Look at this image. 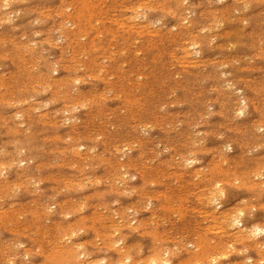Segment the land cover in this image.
Returning <instances> with one entry per match:
<instances>
[{"label": "rangeland", "instance_id": "rangeland-1", "mask_svg": "<svg viewBox=\"0 0 264 264\" xmlns=\"http://www.w3.org/2000/svg\"><path fill=\"white\" fill-rule=\"evenodd\" d=\"M263 162L264 0H0V264H264Z\"/></svg>", "mask_w": 264, "mask_h": 264}, {"label": "bare ground", "instance_id": "bare-ground-1", "mask_svg": "<svg viewBox=\"0 0 264 264\" xmlns=\"http://www.w3.org/2000/svg\"><path fill=\"white\" fill-rule=\"evenodd\" d=\"M1 1H2V0H1ZM219 1H220V0H219ZM12 2H14V1H12ZM2 3H3V2H2ZM4 3H5V2H4ZM4 3H3V4H4ZM256 3H257V2H256ZM12 4H13V3H12ZM10 5H11V3H10ZM133 5H134V4H133ZM133 5H131V6H132V7H136L135 5H134V6H133ZM7 6H8V4H7ZM140 7H142V6H139V8H138V7H137V8H138V10L142 11V10L140 9ZM153 7H156V6H153ZM162 8H163V7H162ZM129 9H130V7L128 8V10H129ZM169 9H171V8H169ZM135 10H136V9H135ZM163 10H164V9H163ZM171 10H172V9H171ZM171 10H170V11H171ZM131 11H134V10H132V8H131ZM158 11H159V10H158ZM164 11H165V10H164ZM142 12H143V11H142ZM166 12H167V11H166ZM262 12H263V11H262ZM130 13H131V12H130ZM140 13H141V12H140ZM127 14H128V12H127ZM144 14H145V12L143 13V17H141V19H142L143 21H145V23H146L147 26L149 27V22H150V21L147 23V20H148L149 18L145 17ZM164 14H165V13H164ZM164 14H163V15H164ZM166 14H167V13H166ZM129 15H130V14H129ZM163 15H162V16H163ZM178 15H179V14H178ZM125 16H126V15H125ZM132 16L134 17V15H132ZM132 16L130 17V19L135 21L136 17H135V19H133ZM135 16H136V15H135ZM146 16H147V15H146ZM137 17H139V16H137ZM125 18H126V17H125ZM96 19H97V18H96ZM156 19H157V18H156ZM161 19H162V18H161ZM116 20H117V22H118V20L121 21L122 19H116ZM126 20L129 21L128 19H125V22H126ZM131 20H130V21H131ZM149 20H152V19H149ZM77 21H78V20H77ZM114 21H115V20H114ZM152 21H153V20H152ZM155 21H156V20H155ZM158 21H159V18H158ZM158 21H157V22H158ZM185 21H186V20H185ZM185 21H183V22H185ZM115 22H116V21H115ZM123 22H124V21H123ZM123 22H121V23H123ZM131 22H132V21H131ZM131 22H130V23H131ZM118 23H119V22H118ZM126 23H127V22H126ZM132 23H133V22H132ZM136 23L139 24V27H141V26H140V23H138L137 21H136ZM159 23H160V22H159ZM115 24H117V23H115ZM127 24L130 25L129 23H127ZM134 24H135V23H134ZM150 24H152V23H150ZM218 24H220V23H218ZM91 25H92V23H91ZM119 25H120V24H119ZM141 25H142V23H141ZM153 25H154V24H153ZM155 25H156V24H155ZM175 25H176V24H175ZM175 25L173 24V28L176 27ZM188 25H189V24H188ZM92 26H93V25H92ZM121 26H123V24H122ZM126 26H127V25H126ZM133 26H134V25H133ZM143 26H144V25H143ZM145 26H146V25H145ZM145 26H144V27H145ZM147 26H146V27H147ZM165 26H166V25H165ZM117 27H119L118 24H117ZM127 27L131 29V28H132V25H131V27H129V26H127ZM134 27L139 28L138 26H134ZM153 27H154V26H153ZM94 28H95V27H94ZM120 28H121V27H120ZM125 28H126V27H125ZM125 28H122V29H125ZM155 28H156V29H159V27H156V26L154 27V29H155ZM168 28H169V27H168ZM170 28H171V26H170ZM95 29H96V28H95ZM134 29H135V28H134ZM148 29L151 30V28H148ZM152 29H153V28H152ZM156 29H155V30H156ZM209 29H210V28H209ZM132 30H133V28H132ZM132 30H131V31H132ZM135 30H136V29H135ZM138 30H139V29H137V31H138ZM142 30H143V27H142ZM150 30H149V31H150ZM168 30H169V29H168ZM171 30H172V29H171ZM140 31H141V30H140ZM140 31H139V32H140ZM223 31H224V30H223ZM223 31H222L221 33H223ZM135 32H136V31H135ZM139 32H138V33H139ZM141 32H142V31H141ZM143 32L145 33L146 31H143ZM143 32H142V33H143ZM147 32H148V31H147ZM162 32H163V31H162ZM162 32H161V33H162ZM224 32H225V31H224ZM95 33H97V32H95ZM150 33H151V34H155L154 31H150V32H148V34H150ZM159 33H160V32H159ZM188 33H189V32H188ZM226 33H227V32H226ZM139 34H140V33H139ZM189 34L191 35V34H193V33L191 32V33H189ZM223 34H224V33H223ZM225 35H226V34H225ZM91 36H92V34H91ZM188 36H189V35H188ZM66 37H67V36H66ZM68 37H69V36H68ZM108 37H109V36H108ZM82 39H83V38H82ZM136 40H137V39H136ZM108 41H109V40H108ZM134 41H135V40L133 39V42H134ZM230 43H231V42H230ZM195 45H197V44H195ZM234 45H235V44H234ZM201 47H202V46H201ZM177 48H178V47H177ZM177 48H176V49H177ZM194 51H196V50H194ZM171 52H172V51H171ZM201 52H202V51H201ZM135 53H136V52H135ZM136 54H137V53H136ZM168 55H169V53H168ZM170 55L174 56V55L171 54V53H170ZM198 56H199V55H198ZM128 59H129V58H128ZM235 81H236V80H235ZM232 82H233V81H232ZM52 83H53V82H52ZM227 83H229V82L227 81ZM230 83H231V82H230ZM234 87H235V86H234ZM237 91H239V90H237ZM243 102H244V101H243ZM244 104H245V103H244ZM248 104H249V102H248ZM241 105H242V104H241ZM245 107H246V104H245ZM245 107H244V108H245ZM247 107H248V106H247ZM247 107H246V109H247ZM240 108H241V109H240V114L243 115V114H244V109H243V107H240ZM238 109H239V108H238ZM238 109H237V111H238ZM16 113H17V112H16ZM19 113H20V112H19ZM240 114H238V115L240 116ZM16 115H17V114H16ZM18 116H20V114H18ZM24 116H25V115H24ZM17 118H18V117H17ZM6 131H7V130H6ZM28 142H29V141H28ZM30 142H31V141H30ZM229 146H230V145H229ZM76 147H77V146H76ZM76 147H75V150L78 149V148H76ZM72 148H73V147H72ZM80 148H81V146H80ZM80 148H79V149H80ZM82 148H83V147H82ZM24 149H25V148H24ZM71 150H74V148L71 149ZM71 152H73V151H71ZM75 152H76V151H75ZM73 153H74V152H73ZM77 154H79V152H77ZM205 155H206V154H205ZM200 158H201V157H200ZM1 160H2V159H1ZM200 160H201V159H200ZM200 160H199V161H200ZM202 160H203V159H202ZM193 161H194V160H193ZM189 162H190V160H189ZM257 162H258V161H257ZM181 163H182V162H181ZM186 163H188V161H187ZM197 163H198V162H197ZM197 163H196V164H197ZM204 163H205V162H204ZM2 164H3V162H2ZM2 164H1V165H2ZM198 164H199V163H198ZM260 164H261V163H260ZM262 164H264V162H263ZM183 166H186V165H183ZM189 166H191V165H189ZM193 166H194V165H193ZM2 167H3V165H2ZM2 167H1V168H2ZM229 167H230V166H229ZM198 168H199V167H198ZM198 168H197V169H198ZM197 169H196V170H197ZM1 171H4V167H3V169H1ZM194 172H195V171H194ZM1 173H3V172H1ZM251 174H252V173H251ZM256 174H258V173H256ZM260 175H261V174H260ZM257 176H259V175H257ZM4 177H5V176H4ZM196 177H197V176H196ZM219 178H220V177H219ZM252 178H253V177H252ZM255 178H256V177H255ZM194 179H196V178L194 177ZM214 180H215V179H214ZM220 180H222V179H220ZM216 182H217V181H216ZM252 182L254 183L255 181L252 180ZM235 183H238V182L235 181ZM256 183H257V182H256ZM220 184H221V183H220ZM251 184H252V183H251ZM213 186H214V185H213ZM224 186H225V185H224ZM228 186H229V185H228ZM214 187H215V186H214ZM214 187H213V188H214ZM216 187H217V188L219 187L218 182L216 183ZM12 188H13V187H12ZM204 188H205V187H204ZM204 188H203V189H204ZM207 188H208V186H207ZM213 188H212V190H214ZM13 190H14V188H13ZM13 190H11V192H13ZM199 190H200V189H199ZM208 190H209V188H208ZM212 190H211V191H212ZM218 190H219V189H218ZM225 190H226V189H225ZM219 191H220V190H219ZM219 191H218V192H219ZM221 191H222V190H221ZM216 192H217V190H216ZM200 193H201V192H200ZM202 193H203V192H202ZM217 194H218V193H217ZM221 194H222V192H221ZM202 195H203V194H202ZM213 195H214V196H213ZM213 195H211L212 197L210 196L211 198L208 197V198H210V199H207V200L209 201L210 206H213L212 209H213V211H214V208H215V209H218V208H221L222 206H219L220 204H217V201H218L217 195H215V194H213ZM247 195H248V194H247ZM259 195H260V194H259ZM203 196H205V194H204ZM207 196H208V195H207ZM207 196H206V197H207ZM263 196H264V195H263ZM198 197H199V195H198ZM218 197H219V196H218ZM220 197H222V195H221ZM246 197H247V196H246ZM248 197H249V196H248ZM200 198H203V197L201 196V197H199L198 199H200ZM204 199H205V198H204ZM245 199H246V198H245ZM198 201H199V200H198ZM200 201H202V200H200ZM200 201H199V202H200ZM203 201H204V200H203ZM208 201H206L207 204H208ZM220 203H221V202H220ZM209 204H208V205H209ZM247 204H248V203H247ZM208 205H207V206H208ZM263 205H264V204H263ZM248 206H249V205H248ZM203 207H204V206H203ZM246 207H247V206H246ZM206 208H208V207H206ZM225 209H226V208H225ZM206 210H207V209H206ZM228 210H230V209H228ZM232 210H233V209H232ZM224 211H225V210H224ZM224 211H223V212H224ZM230 211H231V210H230ZM230 211H228V212H230ZM206 212H208V211H206ZM211 212H212V211H210V213H211ZM223 212H222V209H221V214H222ZM232 212H233V211H232ZM232 212L229 213V214H231V216L227 215V213L225 212L226 215H224V216H225L224 219H226L228 225L233 226V227H237V228L239 227L240 230H241V232L238 231V234L241 233V234L243 235V234H244V233H243V230H244V229H245V231L247 230V227H246V228L244 227V222H243L244 220L242 219V218H243V217H242V216H243V213H242V212H239V213H237V214L234 213L235 215H232ZM236 212H237V211H236ZM210 213H209V214H210ZM212 213H213V212H212ZM212 213H211V214H212ZM214 213H215V214H218V212L216 213V211H214ZM66 214H68V213H66ZM203 214H207V213L204 212ZM67 216H68V215H67ZM209 216H210V217H209ZM208 217L211 219V215H208ZM212 218H213V217H212ZM206 219H207V218H206ZM220 219H221V218H220ZM208 220H209V219H208ZM222 220H223V218H222ZM222 220H219V218H216V219L213 220V221H219V222H220V221H222ZM203 221H204V219H203ZM210 221H212V220H210ZM213 221L210 222V225H211V223H214ZM223 221H224V220H223ZM223 221L220 222L221 225H222V223L224 224ZM247 221H248V220H247ZM249 222H250V221H249ZM215 223H216V222H215ZM253 224H254V223H253ZM208 225H209V224H208ZM208 225H207V228H205V231H206V229H208V232H209V229H211V227H212L214 224H212L211 226H210V225L208 226ZM224 225H226V224H224ZM224 225H223V226H224ZM228 225H226V226H228ZM230 226H228V228H230ZM245 226H247V225H245ZM251 226H252V225H251ZM208 227H210V228H208ZM255 227H256V226H255ZM228 228H227V229H228ZM212 229H213V228H212ZM230 229H231V228H230ZM234 229H235V228H234ZM252 229H254V227H252ZM85 230H86V229H85ZM249 230H250V229H249ZM86 232H87V231H86ZM142 232H143V231H142ZM221 232H222V231H220V234H221ZM247 232H249V231H247ZM250 232H251L250 235H251L252 237H259V236H261V235L264 234V230L261 229V228H257V227H256L253 231H250ZM138 233H139V232H138ZM210 233H211V232H210ZM217 233H219V232H217ZM222 233H223V232H222ZM224 234H225V232H224ZM224 234H222V235H224ZM241 234H240L239 236H241ZM71 235H73V234H71ZM217 235H219V234H217ZM222 235H221V236H222ZM233 235L236 236V234H233ZM233 235H232V236H233ZM62 236H63V235H62ZM62 236H61V237H62ZM68 236H70V234H69ZM68 236L65 235L64 237L67 238ZM91 237H92V235H91ZM144 237H146V236H144ZM147 237H148V236H147ZM245 237H246V236H245ZM252 237H251V238H252ZM153 238H154V237H153ZM263 238H264V237H263ZM71 239H72V238H71ZM71 239H70V240H71ZM211 239H212V238H211ZM248 239H250V237H249ZM248 239H246V240H248ZM61 240H62V239H61ZM116 240H118V239H116ZM226 240H227V242H229L231 239L229 240V239L227 238ZM226 240H225V241H226ZM228 240H229V241H228ZM29 241H30V240H29ZM110 241H111V239H110ZM139 241H140V240H139ZM150 241H151V240H150ZM150 241H149V242H150ZM225 241H224V242H225ZM233 241H234V239H233ZM242 241H243V240H242ZM115 242H116V241H115ZM117 242H118V241H117ZM158 242H159V241H158ZM211 242H212V241H211ZM215 242H216V241H215ZM215 242H214V243H215ZM230 242H231V241H230ZM244 242H245V243H244ZM244 242H243V244L245 245V244H246V241H244ZM247 242H249V240H248ZM258 242H259V241H258ZM263 242H264V241H263ZM59 243H60V242H59ZM111 243H112V242H111ZM140 243H141V242H140ZM260 243H262V242H260ZM72 244H73V243H72ZM75 244H77V243H75ZM75 244H73V245H75ZM79 244H80V243H79ZM79 244H78V245H79ZM223 244H224V243H223ZM251 244H252V246L254 245L253 242H252ZM255 244H257V243H255ZM258 244H259V243H258ZM66 245H67V244H66ZM109 245H110V244L108 243L107 246H109ZM112 245H114V242L112 243ZM224 245H225V244H224ZM246 245H247V244H246ZM259 245H260V244H259ZM261 245L264 247V243L261 244ZM261 245H260V247H261ZM62 246H64V245H62ZM62 246H60L59 248H61ZM67 246H68V245H67ZM67 246H66V247H67ZM76 246H77V245H76ZM80 246H81V245H79L78 248H81ZM116 246H117V245H116ZM138 246H139V245H138ZM210 246H211V245H210ZM214 246H215V245H214ZM218 246H219V245H218ZM226 246L228 247L229 245L226 244ZM238 246H239V245H238ZM256 246H257V245H256ZM64 247H65V246H64ZM64 247H63V248H64ZM68 247H70V246H68ZM112 247L115 249L114 246H112ZM139 247H140V246H139ZM151 247H152V246H151ZM151 247H150V248H151ZM212 247H213V246H212ZM227 247H226V248H227ZM231 247H232V246H231ZM231 247H230V249H231ZM236 247H237V246H236ZM236 247H235V248H236ZM243 247H244V246H243ZM257 247H258V246H257ZM63 248H62V249H63ZM72 248H73V247H72ZM74 248H75V247H74ZM116 248H117V247H116ZM123 248H124V247H123ZM128 248H130V247H128ZM198 248H199V247H198ZM198 248H197V249H198ZM258 248H259V247H258ZM261 248H262V247H261ZM261 248H260V250H261ZM65 249H66V248H65ZM87 249H88V248H87ZM117 249H118V248H117ZM138 249H139V248H138ZM197 249H196V250H197ZM219 249H220V248H219ZM222 249H224V248H222ZM241 249H242V248H241ZM263 249H264V248H263ZM73 250H74V249H73ZM75 250H76V249H75ZM121 250H122V249H121ZM123 250H127V249L124 248ZM149 250H150V249H149ZM161 250H162V249H161ZM175 250H176V249H175ZM175 250H173V251H175ZM196 250H195V251H196ZM244 250H245V249H244ZM258 250H259V249H258ZM89 251H90V250H89ZM118 251H119V250H118ZM156 251H157V250H156ZM163 251H164V249H163ZM213 251H215V250H213ZM229 251H230V250H229ZM232 251H234V249H232ZM239 251H241V250H239ZM251 251H252V250H251ZM262 251H263V250H262ZM140 252H141V251H140ZM148 252H149V251H148ZM158 252H159V250L156 252V254H159ZM166 252H168V251H166ZM166 252H164V253H166ZM171 252H172V251H171ZM215 252L218 253V252H217V249H216ZM220 252H221V251H220ZM249 252H250V251H249ZM255 252H256V251H255ZM259 252H260V251H259ZM259 252H258V253H259ZM120 253H121V252H120ZM164 253L161 252L160 254H164ZM223 253H225V252L223 251ZM242 253H243V252H242ZM245 253H246V252H245ZM261 253L264 254V251L261 252ZM82 254H83V252H82ZM92 254H93V253H92ZM154 254H155V251H154ZM213 254H214V253H213ZM220 254H222V253H220ZM220 254L218 253V254H217V257H215L216 254H215L214 256L210 257V258H209L210 261L208 260L207 263H209V264H217L218 259H219V258H218V257H219L218 255H220ZM226 254H227V253H226ZM228 254H229V253H228ZM26 255H27V253H26ZM84 255H85V254H84ZM96 255H97V254H96ZM138 255H139V253H138ZM184 255H186V254H184ZM209 255H210V254H209ZM224 255H225V254H223V256H224ZM242 255H243V254H242ZM78 256H79V255H77V257H78ZM80 256H81V253H80ZM80 256H79V257H80ZM86 256H87V255H86ZM142 256H143V255H142ZM151 256H152V255H151ZM151 256L149 255L150 258H148V257H147V258H148V259H151V258H152ZM153 256L156 257L157 255H156V256L153 255ZM160 256H161V255H160ZM160 256H159V257H160ZM164 256H165V255H164ZM172 256H173V255H172ZM207 256H208V254H207ZM220 256H222V255H220ZM232 256H233V255H232ZM258 256H259V254H258ZM261 256H262V254H261ZM263 256H264V255H263ZM77 257H76V258H77ZM79 257H78V258H79ZM89 257H90V256H89ZM92 257H93V255H92ZM97 257H99V256H97ZM110 257H111V256H110ZM154 257H153V258H154ZM161 257H162V256H161ZM198 257H199V256H198ZM80 258H81V257H80ZM114 258H115V257H114ZM141 258H142V257H141ZM164 258H165V257H164ZM207 258H208V257H207ZM221 258H222V257H221ZM224 258H225V257H224ZM237 258H238V257H237ZM247 258L249 259V255L247 256ZM251 258H252V257H251ZM251 258L249 259V261L251 260ZM261 258H262V260H263V257H261ZM124 259H126L127 261H130V259H128L124 254H122L121 257H120V260L117 261L118 264H124V263H126V262H124ZM183 259H185V257H184ZM242 259H243V258H242ZM253 259H254V258H253ZM94 260L96 261L97 259H94V258H93V259L90 260V262H91V261H94ZM100 260H101V258H99V260H98L99 262H102V261H103V260H101V261H100ZM107 260H108V259H107ZM115 260H116V259H115ZM126 260H125V261H126ZM161 260H162V259H161ZM236 260H237V259H236ZM238 260H239V259H238ZM244 260H245V259H244ZM246 260H247V259H246ZM262 260H260V263H261ZM86 261H87V260H86ZM140 261L142 262L143 260L141 259ZM148 261H149V260H148ZM151 261H152V260H151ZM151 261H149V262L151 263ZM163 261H164V260H163ZM174 261H175V260H174ZM225 261H226V260H225ZM247 261H248V260H247ZM247 261H244V262L246 263ZM263 261H264V260H263ZM77 262H78V261H77ZM87 262H88V261H87ZM99 262H96V263L93 262L92 264H94V263L97 264V263H99ZM135 262H136V261H135ZM141 262H140V263H141ZM153 262H155V260L152 261V263H153ZM178 262H179V260H178ZM180 262H181V261H180ZM189 262H190V261H189ZM189 262H188V263H189ZM244 262H243V264H245ZM256 262H257V261H256ZM41 263H43V262H41ZM79 263L81 264V262H79ZM84 263H85V262H84ZM138 263H139V260H138L136 263H134V264H138ZM146 263L148 264V262H146ZM234 263L238 264L237 262H234ZM241 263H242V262H240V264H241ZM251 263H252V262H251ZM36 264H37V263H36ZM49 264H50V263H49ZM76 264H77V263H76ZM86 264H87V263H86ZM89 264H91V263H89ZM106 264H107V263H106ZM116 264H117V263H116ZM164 264H165V263H164ZM189 264H190V263H189ZM191 264H193V263H191ZM194 264H200V262H199V261H196V262H194ZM201 264H202V263H201ZM230 264H231V263H230ZM253 264H255V263H253ZM257 264H259V263H257Z\"/></svg>", "mask_w": 264, "mask_h": 264}]
</instances>
